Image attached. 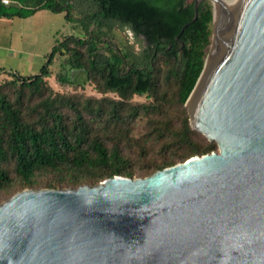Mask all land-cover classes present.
<instances>
[{"label": "water", "instance_id": "1", "mask_svg": "<svg viewBox=\"0 0 264 264\" xmlns=\"http://www.w3.org/2000/svg\"><path fill=\"white\" fill-rule=\"evenodd\" d=\"M203 1L219 9L185 107L217 150L15 193L0 203V264H264V0H193L191 22Z\"/></svg>", "mask_w": 264, "mask_h": 264}, {"label": "trees", "instance_id": "2", "mask_svg": "<svg viewBox=\"0 0 264 264\" xmlns=\"http://www.w3.org/2000/svg\"><path fill=\"white\" fill-rule=\"evenodd\" d=\"M10 1L0 3V18L63 13L83 34L53 46L38 74H10L8 88L0 87V193L145 178L217 150L191 128L185 107L210 45L208 1L201 2L194 22L193 0ZM116 25L141 36L146 47L137 54L110 43ZM58 51L71 71L84 72L101 93L117 98L54 95L49 66ZM56 79L75 85L70 75ZM134 96L147 101L135 102ZM138 121L145 130L135 137Z\"/></svg>", "mask_w": 264, "mask_h": 264}, {"label": "rangeland", "instance_id": "3", "mask_svg": "<svg viewBox=\"0 0 264 264\" xmlns=\"http://www.w3.org/2000/svg\"><path fill=\"white\" fill-rule=\"evenodd\" d=\"M211 5V3L209 2ZM212 7V5H211ZM81 30L74 24L68 23L64 19L63 13H52L47 10H41L36 15L28 18H0V45L9 47L8 55L5 51L0 53L5 57L6 65L4 72L0 73V87L8 88L7 83L12 81L10 74H18L21 76H33L40 72L43 65L46 64L48 54L55 45H59L67 36H82ZM110 43H116L123 50H128L139 54L146 43L141 36H136L127 27H114ZM211 44V40H210ZM210 45L207 49L209 53ZM65 55H60L58 51L49 66L51 72L48 78V88L54 95L74 96L79 99L87 97L117 98L115 94H103L92 81L86 80V75L82 71H71L69 66L65 64ZM161 69H165L162 63L159 64ZM56 75L67 76L75 80V85L60 83L56 79ZM135 102H146V97L134 96ZM145 130L144 121H138L134 126L135 137L140 136ZM136 178H138L136 176ZM10 197V193H0V203Z\"/></svg>", "mask_w": 264, "mask_h": 264}, {"label": "crops", "instance_id": "4", "mask_svg": "<svg viewBox=\"0 0 264 264\" xmlns=\"http://www.w3.org/2000/svg\"><path fill=\"white\" fill-rule=\"evenodd\" d=\"M36 13L34 15H36ZM34 15H32V16H34ZM32 16H30V17H32ZM8 48L9 47H5V46L0 45V50L7 52V53H4L5 56L8 55V51L10 49V48L9 49ZM0 55H2V54L0 53ZM4 59H5V57L0 56V71L5 73V71H3L4 70V67L6 65V61Z\"/></svg>", "mask_w": 264, "mask_h": 264}, {"label": "bare ground", "instance_id": "5", "mask_svg": "<svg viewBox=\"0 0 264 264\" xmlns=\"http://www.w3.org/2000/svg\"><path fill=\"white\" fill-rule=\"evenodd\" d=\"M236 0H222L221 4L223 5L224 3H228V4H232L234 3ZM213 5V9L215 12H217V10L219 9V4L217 2H212Z\"/></svg>", "mask_w": 264, "mask_h": 264}, {"label": "built area", "instance_id": "6", "mask_svg": "<svg viewBox=\"0 0 264 264\" xmlns=\"http://www.w3.org/2000/svg\"><path fill=\"white\" fill-rule=\"evenodd\" d=\"M0 3L3 5H9L11 4V1L10 0H0Z\"/></svg>", "mask_w": 264, "mask_h": 264}]
</instances>
